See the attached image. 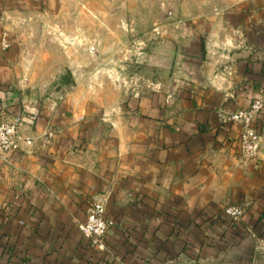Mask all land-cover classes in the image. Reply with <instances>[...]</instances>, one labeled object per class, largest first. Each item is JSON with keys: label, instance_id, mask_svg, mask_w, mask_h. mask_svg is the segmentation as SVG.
<instances>
[{"label": "crops", "instance_id": "0c3cea01", "mask_svg": "<svg viewBox=\"0 0 264 264\" xmlns=\"http://www.w3.org/2000/svg\"><path fill=\"white\" fill-rule=\"evenodd\" d=\"M65 1L0 0V120L21 116L24 137L0 158V264H264V110L247 164L239 126L220 117L264 100V0H155L173 9L137 91L75 74L74 93L29 105L25 85L101 67L102 44L94 61L67 48ZM100 21L115 18L75 15V36L93 38L79 43L106 35ZM95 196L111 222L103 250L79 228Z\"/></svg>", "mask_w": 264, "mask_h": 264}, {"label": "rangeland", "instance_id": "374dc122", "mask_svg": "<svg viewBox=\"0 0 264 264\" xmlns=\"http://www.w3.org/2000/svg\"><path fill=\"white\" fill-rule=\"evenodd\" d=\"M154 1L66 0L62 5V11L68 15H72L71 20L67 19V48H72L73 52H75L74 47H76L78 52L83 53V56L87 55V60L94 61V53L102 44L105 51L99 58L101 67L98 70L94 67L83 70H66L53 84L36 85L34 87L25 85L24 90L28 96L31 98V93L33 92L35 99V101H32L25 98L28 100V104L37 105L40 100H45L53 93L61 90L67 94L74 93V87L76 86L75 74L84 76L91 74V72H98L102 77V84H100L99 88L103 89V93L107 92L108 89L110 92H120L121 89L119 90V87L121 86L125 90L137 91L140 87V81L150 76L149 71L142 69L143 53L149 50L155 41L153 37L154 30L165 25V20L169 18L173 9L170 5H162V7L155 4ZM76 14L98 16L102 19L107 18V15H114L115 21L107 24L100 21V24H102L101 28H104V31L106 30V35L103 38L99 37L98 42L94 41L93 43L82 44L79 43L82 39L90 40L93 38L90 36L86 38L75 36L74 19ZM87 24L86 29H91L92 23L88 20ZM113 47L116 48V52L112 54L111 50ZM71 56L73 57L74 54ZM112 57L116 59L115 65H108L110 67H107L106 64L102 65L103 62L109 61ZM123 63L125 67H122ZM115 82H119L120 84L117 85Z\"/></svg>", "mask_w": 264, "mask_h": 264}, {"label": "built area", "instance_id": "2783aa9c", "mask_svg": "<svg viewBox=\"0 0 264 264\" xmlns=\"http://www.w3.org/2000/svg\"><path fill=\"white\" fill-rule=\"evenodd\" d=\"M156 35H161L162 30L156 28ZM3 48L9 44L2 42ZM264 110V100L256 98L249 107L234 112H222L221 120L226 123L237 124L240 128L239 137L235 145L236 159L242 164L253 162L262 148V135L257 127V120ZM23 120L21 117L0 120V158L17 153L24 141L21 128ZM44 141L47 143L53 138V133L45 134ZM87 220L80 224L79 228L84 236L92 241L94 248L104 249V240L108 234L111 222L107 217L105 202L101 197L95 196L87 207ZM224 214L232 222H238L245 214L242 205H228Z\"/></svg>", "mask_w": 264, "mask_h": 264}]
</instances>
